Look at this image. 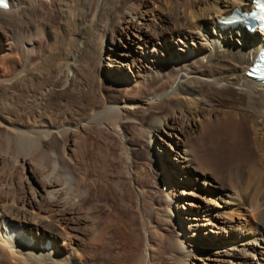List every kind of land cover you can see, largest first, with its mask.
I'll use <instances>...</instances> for the list:
<instances>
[{
  "label": "bare ground",
  "instance_id": "1",
  "mask_svg": "<svg viewBox=\"0 0 264 264\" xmlns=\"http://www.w3.org/2000/svg\"><path fill=\"white\" fill-rule=\"evenodd\" d=\"M251 1L59 2L62 13L60 15L64 17L65 22L74 27L65 32V37L74 43L76 38L79 42L78 47L88 49L86 59L92 69L94 68L99 75L104 73L107 80H112L118 86L123 81L121 80L123 72L119 67L112 64L108 65V70L104 72L101 70L104 65L102 62H105L103 60L106 40L116 39L120 34L128 35L133 31L144 37L142 50L151 57V64L144 66L146 70L135 72L131 80L134 83L132 88L128 84L125 85L126 97L121 101L118 99L108 101L99 98L98 94H92L95 100L92 96L94 101H90L88 99L90 97H87L89 92L85 93L86 96L83 95V98L87 99L93 109L95 119L102 120L104 125L110 126L120 132L119 134H124L122 135L124 139L129 135L126 128L128 123L138 124L140 137L145 140L150 154L153 146L157 144L153 134L160 140V145L174 151L173 141L157 135L165 132V128L169 130L166 133L168 138L180 141L176 144L178 157L172 160L168 157L174 169L172 172L166 171V177H172L171 184L179 186V189L174 188L176 193H170L169 207L174 205V211L173 209L168 211V222H173V214L177 213L176 218L182 219L181 227L184 228L186 237L172 246V252L176 255V259H173L174 264H195L192 262L195 258L200 261L196 264H251L249 263L251 258L248 257L250 253L257 254L260 264H264V211H259L262 203L258 205L257 201L258 194L261 198L264 193V83L250 79L246 75L261 48L263 35L260 31L249 33L242 25L236 28H223L220 24L222 17L231 13L234 7H240L243 11L250 10ZM8 2L7 9L0 8V32L8 30L12 38H15V28L26 25L24 20L27 11H30L33 3L38 1L8 0ZM24 28L22 31L25 33L30 29L29 26ZM39 32L43 30L39 29ZM34 45L36 44L30 40L18 46L21 58H25V66L22 67L19 81L4 79L0 85L1 98H6L2 90L7 81L8 89L22 94L19 96L21 99L17 97V101L21 100L22 105H17L15 111L0 110V127L5 130L7 138L18 144L22 152L29 150L30 139L38 137L42 144L50 148L49 152L55 153V148H52L54 146L49 142L50 138H53L54 134L66 139L72 137V126L63 127L54 123L55 121L51 122L38 110L29 108L31 105L36 108L42 102L57 99L56 90L67 82L69 78L67 75L77 69L75 64L77 60L65 56V63L62 66L53 65L54 62H51L52 65H49L51 67L47 71L50 76L54 78V74L64 73L55 81L49 78L46 81L41 80V74L35 73V68L30 67L35 52ZM12 48V43H0V51ZM165 50L168 54L164 53ZM106 60H109V57ZM112 62L118 63L116 59H112ZM135 62L136 59H133L134 65ZM105 65L104 67H107ZM119 71L122 73H117ZM124 74L130 78L129 73ZM148 87L151 88L150 92L147 91ZM151 99H154L155 103L152 104ZM19 102L17 104H20ZM35 114L39 115L36 117ZM9 117L13 120L11 121ZM182 123L187 124L190 129L198 130L199 134L201 132L203 141L184 143L180 138L186 132L185 129H180ZM83 127L82 125L81 128ZM248 138L253 141V144H250L256 151L254 160L252 148L250 150L248 147L250 145L247 143ZM65 155V157L62 155L63 176L59 173L60 175L56 177L47 170L40 174L34 172L31 162L23 154L21 162L31 176L28 188L19 200L0 183V264H70L79 260H84L87 264H131L125 259L128 257L127 253L114 254L116 242L114 237L108 235L114 226L112 221L103 225L99 219L92 222L84 221L85 233L77 232V218L72 209L77 206L75 200L87 194L89 187L85 188L86 186L82 185L85 180L83 176H80V180L77 179L79 177H75L73 160L68 153ZM4 158L6 157L0 151V161ZM167 166L166 164L165 167ZM208 171L216 172L217 176H210L211 178L206 179L202 185L224 193L227 197V200L223 201L225 206H237L242 202L243 206H249L252 210L250 219L245 220V217H242L245 220L244 224L232 227L230 224L235 222L230 220L233 219V214L222 216L213 212L211 208L206 209L193 203H187L188 209L183 208L185 215L180 213L179 202L185 197H195L183 189L191 187L193 176L204 175ZM59 176L62 178H58ZM223 179L230 184H243L245 190L250 188L254 192L249 190L245 191L244 195L240 194L231 187L222 186ZM163 189L168 192L167 185H164ZM237 210L236 214L241 216V210ZM33 226H36L37 231ZM121 227L117 233L125 240L126 232L122 231ZM243 228L248 231L246 236L242 232ZM206 230L209 231V235L205 237L203 234H206ZM59 241L65 242L66 247H62ZM211 245L217 246L216 252L215 249H211ZM198 246L204 249H197ZM151 254L146 250L145 257L138 258L139 260L133 264H154V256ZM198 255L202 256L197 258Z\"/></svg>",
  "mask_w": 264,
  "mask_h": 264
},
{
  "label": "rangeland",
  "instance_id": "2",
  "mask_svg": "<svg viewBox=\"0 0 264 264\" xmlns=\"http://www.w3.org/2000/svg\"><path fill=\"white\" fill-rule=\"evenodd\" d=\"M37 1L38 2L33 3L30 11H27V17L24 20L26 25H22V27L17 26L18 28H15V38H12L8 30H1L0 32V43H12L13 47L9 50L0 51V85L3 83L4 79L12 82L15 80L19 81L22 67L25 66V58H21L18 46L30 40L36 44L34 45L35 52L32 59L33 63L30 67L33 69L35 68V73L41 74V80L44 79V81H46V79L49 78L55 81L59 75L64 73L58 72L54 74L55 76L53 75L54 78L50 76L47 71H49L51 67H49V65H52L53 62V65L62 66V64L65 63V56L76 58L77 62L75 64L77 65V69L67 75V77H69L67 82L69 83L66 82L63 86H59V91L58 89L56 90L57 94H55L58 95L59 99L55 98L52 101H45L46 104L42 102L40 106H35L36 108L31 105V108H29L30 110H38L41 115L47 116L51 122L55 121L54 123L60 124L63 127L71 125L73 135L66 139L65 137L54 134V137H51L52 139L50 138L49 142L54 146L52 148H55V153L49 152L48 150L50 148L46 144H42L38 137L30 139L29 150H23L22 152L18 144L15 143L14 140L7 138V136H5V130L0 127V134L2 133L0 135V143L2 144V146L0 144L2 147L0 151L6 157L0 161V183L19 200L25 193L24 191L28 188L31 176L21 162L23 154H25V156H27L26 158L31 162V168L34 172L40 174L47 170L48 173L52 172L53 176H58L60 175L59 173L63 176L62 162L66 156L65 154L68 153L73 160L72 166L74 168L73 172L75 177H79L77 179L80 180V176H83L85 180L82 185L84 187L86 186L85 188L89 187L87 194L75 200L77 206H74L72 209L77 218V232L80 234L85 233L84 221L92 222L99 219L102 225L108 221H112L114 226L110 229L108 235L114 237V242H116L115 245L117 247L115 246L114 254L127 253L129 258L126 257L125 259H128L130 263L133 264L139 260L138 258L143 259L147 250L148 253L151 252V255L154 256V264H174L173 259H176V255L172 252V246L178 240L186 239V237L185 232H183L184 228L181 227L182 219L179 217L176 218V212V214H173V222H168V211L174 208V205L169 207L170 193H176L174 188L177 186L171 184L172 177H166V171L172 172L174 169V166H172L168 160L178 157V148L176 144L180 141L178 139L173 140L172 138H168L166 133H168L169 130L165 128V132L157 133V135L162 137L165 136L164 138L173 141V143H175L174 151L167 150L163 145H160V140L156 135L154 137L153 134V138L154 140L156 139L155 141L157 144L153 146L150 154L148 151L149 149L146 147L145 140L140 137L138 124H126L129 135H127L128 138L126 137V139H124L125 137H122L124 134H119L120 132L112 129L110 126L104 125L102 120L95 119L96 115L92 112L93 109L89 106L88 101H86L87 99L83 98V95L86 96L85 93L88 94L90 92L88 94L89 96L87 95V97H90L88 98L90 101H94L95 96L93 95L97 94L102 100H123L127 95L125 85L128 84L131 88L134 86L131 80L135 72L144 71L146 70L144 66H150L151 64V57H148L142 50L144 49V37L137 31H133V33H128V35L120 34L116 39L109 38L106 40L104 49L105 60H103L105 62L102 63L104 65L106 64L107 67L103 65V69L101 68V70H103V72L104 70H108V65L112 64L117 68L119 67L123 72L121 76V80L123 81L122 84L118 86V84H115L112 80H107L104 73L99 75L95 72L96 70L94 71V68L92 69V66L88 64V60L86 59L88 57V49L85 48V50L84 48L78 47L77 43L79 42L76 38L74 39L76 43H74L69 42L65 37V32L70 30L73 26L65 22L64 17L60 15L62 14L60 13L61 7L59 3L61 0ZM25 26H29L30 28L27 33H25L24 30L22 31V29H25ZM39 29H42L43 32L40 33ZM166 52L165 50L164 53L168 54ZM107 57H109V60H106ZM52 59L54 61H52ZM112 59H116L118 63L112 62ZM133 59H136L135 65L133 64ZM15 62H17V64H15ZM47 64L48 67H46ZM121 71L117 73H122ZM124 72H127V74L129 73L130 78H127ZM71 77L74 79L72 80ZM9 81L5 83L2 90V92H5L6 98H8L4 99L0 97V110L7 111L9 109L15 111L18 107L17 105H22L21 98L19 97L22 94L14 92L15 90L11 91L8 89ZM147 91L150 92L151 88L148 87ZM92 96L94 100H92ZM12 97L13 99H10ZM17 97L20 98H18L20 102L17 101ZM18 102L20 104H17ZM151 103H155L154 99H151ZM91 114L94 116H91ZM37 115L39 114H35L34 116L37 117ZM10 118L12 121L13 118L9 117V119ZM81 123L85 128H81ZM182 128L186 131L185 135L180 136L184 143H199L203 141L202 133L200 132V135L198 130L190 129L185 123L180 125V129ZM10 142L12 143L10 144ZM247 143L253 144V141L248 138ZM250 145H248V147L250 150L252 148V154L254 153L252 160H254L256 151L252 145L251 147ZM31 149L33 151H31ZM157 156L161 158L158 159ZM168 157L170 159H168ZM56 164L58 166H56ZM166 164L168 165L167 167H165ZM49 168L51 169L49 170ZM57 169L58 172L56 171ZM208 174H210L209 177ZM216 174V172L213 173L212 171L211 173V171H208V173H204L205 176L202 174H199L197 177L193 176L194 179L191 180V187L183 190H186L187 193H192L195 197H185L183 201L179 202V210L181 211L179 212L185 215L184 209H188L187 203H193L194 205H201L206 209L211 208L213 212L222 216H224V214H233V219H230L235 221L233 224H230L233 225L232 227L242 223L244 224L246 219L251 218L250 214L252 210L249 206H243L242 202L237 206H225L223 201L227 200V197L224 196V193L202 185L205 183L206 179L209 180L211 177L217 176ZM62 176L58 178H62ZM221 183L222 186L224 185L226 188L231 187L232 190L239 191L240 194L243 195L245 191H253V189L250 188L245 190L243 184H230L225 179H223ZM164 185H167L169 193L163 189ZM177 188L179 189V186ZM263 195L264 193L261 198V195L259 196L258 194L257 196L258 205L262 203L259 206L260 212L264 211ZM218 197H220V199H218ZM237 209L241 210L240 212L243 216L236 214L238 211ZM242 217H245V220ZM186 226L187 224H185V228ZM33 227L36 230V226ZM120 227L122 231L124 230L126 232L127 239L125 240L117 233ZM243 229L242 232H244V236H246L248 231L245 228ZM208 235L209 231L206 230V234H203V236L206 237ZM239 237L241 238V235ZM59 244H61L62 247H66L67 245L62 241H59ZM201 245L203 246V242ZM202 246H198L197 249H204ZM216 247L217 246L212 247L211 245V249H215V252ZM257 249L260 250V248ZM248 255V257L251 258V260L249 259V263H261L259 262L257 254L250 253ZM200 256L202 255H198L197 258ZM76 262L87 264L84 260ZM192 262L195 264L200 263L196 258L193 259Z\"/></svg>",
  "mask_w": 264,
  "mask_h": 264
},
{
  "label": "water",
  "instance_id": "3",
  "mask_svg": "<svg viewBox=\"0 0 264 264\" xmlns=\"http://www.w3.org/2000/svg\"><path fill=\"white\" fill-rule=\"evenodd\" d=\"M70 264H83V263L72 261Z\"/></svg>",
  "mask_w": 264,
  "mask_h": 264
},
{
  "label": "snow or ice",
  "instance_id": "4",
  "mask_svg": "<svg viewBox=\"0 0 264 264\" xmlns=\"http://www.w3.org/2000/svg\"><path fill=\"white\" fill-rule=\"evenodd\" d=\"M6 6V5H5Z\"/></svg>",
  "mask_w": 264,
  "mask_h": 264
}]
</instances>
